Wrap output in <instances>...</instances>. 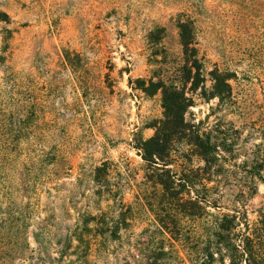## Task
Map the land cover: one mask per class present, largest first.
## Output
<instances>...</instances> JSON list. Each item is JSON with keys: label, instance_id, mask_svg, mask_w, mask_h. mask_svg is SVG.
<instances>
[{"label": "rangeland", "instance_id": "1", "mask_svg": "<svg viewBox=\"0 0 264 264\" xmlns=\"http://www.w3.org/2000/svg\"><path fill=\"white\" fill-rule=\"evenodd\" d=\"M161 78L221 153L204 171L177 140L168 168L201 176L174 199L139 150L164 118L144 81ZM262 177L264 0H0V264H193L215 217L259 219Z\"/></svg>", "mask_w": 264, "mask_h": 264}, {"label": "trees", "instance_id": "2", "mask_svg": "<svg viewBox=\"0 0 264 264\" xmlns=\"http://www.w3.org/2000/svg\"><path fill=\"white\" fill-rule=\"evenodd\" d=\"M179 29L186 61L191 63L190 70H199L194 22L181 21ZM213 75L215 94L223 98L225 92L232 88L229 83L232 77L219 69H215ZM187 83L188 79L185 78L182 84L185 86ZM144 84L143 90L147 95L161 92L164 118L155 126V134L140 143L139 150L144 161L154 167V173L149 175L164 187L171 199H174L180 194L174 186L177 181L180 186H193L191 183L194 184L201 176L198 169L191 170L188 175L185 171L179 175L168 168L174 143L177 140H186L194 154L206 163L204 171L211 170L218 160V155L221 154L220 145L213 142L210 135L204 136L196 126L186 123L185 114L191 104L184 87L175 82L168 83L162 78L150 79L148 85L146 81ZM262 180L264 182V177ZM192 203L194 205L189 215L200 217L202 213L199 211V202ZM207 231L205 245L197 249L193 264H226L227 259L228 264H264V211L256 222L251 223L245 213L235 209L233 213L215 217Z\"/></svg>", "mask_w": 264, "mask_h": 264}]
</instances>
